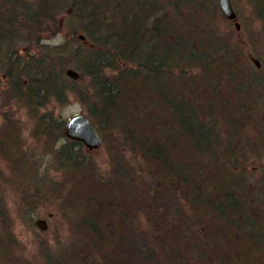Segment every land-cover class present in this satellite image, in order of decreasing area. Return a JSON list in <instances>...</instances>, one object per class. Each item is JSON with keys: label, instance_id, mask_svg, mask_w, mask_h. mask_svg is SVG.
Listing matches in <instances>:
<instances>
[{"label": "trees", "instance_id": "trees-1", "mask_svg": "<svg viewBox=\"0 0 264 264\" xmlns=\"http://www.w3.org/2000/svg\"><path fill=\"white\" fill-rule=\"evenodd\" d=\"M46 1L31 12L22 6L11 12L12 18L37 17L41 6L48 7ZM248 1L264 25V0ZM182 2L191 4L65 1L77 18L71 35H83L90 51L82 66L73 67L79 78L71 83H83L90 91L93 103L85 115L112 156L104 177H97L96 165L79 142L64 138V122L47 114L37 129L48 133L47 141L50 134L65 141L55 157L78 172L70 203L85 245L104 264H264L259 196L229 165L234 155L227 154L226 161L218 153L217 123L199 108L205 92V103L221 113L231 130H240L239 138L254 129L264 150V64L259 70L251 67L244 48L219 33L196 1L203 17H180ZM167 9L179 18L173 21ZM9 17H0V32L10 34ZM42 55L21 69L8 57L5 67L11 93L31 110L58 98L62 88L51 53ZM118 144L140 159L142 173L136 175L124 162ZM136 211L147 229L135 223ZM154 247L166 254L165 262L157 259Z\"/></svg>", "mask_w": 264, "mask_h": 264}, {"label": "rangeland", "instance_id": "rangeland-1", "mask_svg": "<svg viewBox=\"0 0 264 264\" xmlns=\"http://www.w3.org/2000/svg\"><path fill=\"white\" fill-rule=\"evenodd\" d=\"M40 1L10 0L0 3V17H6L7 20V15H11V19V12H20L22 6L31 12L33 7L40 8ZM65 1L68 2L46 1L48 7L45 9L41 6L42 9L37 12L41 15L14 17L9 25L10 34L0 32V38L1 35L3 37L0 41V133L5 132L6 137H13L14 144L18 143V146L12 147L11 137L6 141V146L0 145V264H104L90 246L85 245V236L77 225V212L70 203L69 191L73 190L74 177L78 172H75L72 164H64L60 157H55V151L65 141L52 134L47 141L48 133L41 131L40 127L37 129L38 120L44 115L48 114L54 121L65 123L76 114H85L93 103L88 87L83 83L73 86L71 81L74 80L64 73L68 68L74 69L76 64L82 66L90 53L86 49L88 44L77 39L79 33L71 35L77 27V18ZM188 1L191 3L189 6L182 2L178 13L180 17L186 18L188 14L201 19L205 14L208 22L231 44H239L244 48L251 67L255 68L252 58L259 62L260 67L264 64V25L252 12L248 0H230L239 24L237 32L232 22L222 16L215 0ZM194 1L202 5L204 14L194 7ZM159 2L167 3L168 0ZM16 5L18 11H14ZM166 14L169 18L173 17V21L179 18L168 9ZM44 53H51L50 65L54 66V73L60 79L62 88L58 98H49L43 107L31 110L18 93H11L5 67L8 57L13 56L16 62L14 67L21 69L30 64L28 60H35ZM58 57L60 63L55 65ZM203 94L205 97L199 96V108L217 123L218 153L224 154L226 161L230 158L227 154L234 155L229 165L244 179L247 189L259 196L258 209L263 215L264 150L259 145L258 134L254 129H243L245 134L239 138L240 130L236 133L231 130L221 113L205 103L207 94ZM14 130L17 133H13ZM116 147H121L124 162L134 168L136 175L142 173L140 159L129 153L123 145L118 144ZM83 151L96 165L99 173L97 177H104L112 157L107 147L101 143L97 149L87 151L83 147ZM4 155L11 156L7 160ZM135 215V223L147 229L141 213L136 211ZM188 215L193 222L192 214ZM37 219L45 220V231L34 226ZM153 249L157 259L165 262L166 254L157 247Z\"/></svg>", "mask_w": 264, "mask_h": 264}, {"label": "water", "instance_id": "water-1", "mask_svg": "<svg viewBox=\"0 0 264 264\" xmlns=\"http://www.w3.org/2000/svg\"><path fill=\"white\" fill-rule=\"evenodd\" d=\"M216 1L223 17L232 22L235 31H239V24L236 22V14L230 0ZM78 39L85 42V38L81 34L78 35ZM251 60L256 69L260 68V64L256 59L252 58ZM64 73L71 80L75 81L79 78V74L71 68L66 69ZM63 136L68 141L79 142L87 151L97 149L102 143L95 124L85 114H76L66 120L63 127ZM34 226L40 231L47 229L46 222L43 219H37Z\"/></svg>", "mask_w": 264, "mask_h": 264}, {"label": "flooded vegetation", "instance_id": "flooded-vegetation-1", "mask_svg": "<svg viewBox=\"0 0 264 264\" xmlns=\"http://www.w3.org/2000/svg\"><path fill=\"white\" fill-rule=\"evenodd\" d=\"M1 129H3V128H1ZM17 129H18V127H17ZM0 132H1V130H0ZM5 133V132H4ZM4 133H0V145H2V146H6V141L9 139V138H11V137H6V135L4 134ZM13 133H17L15 130L13 131ZM17 137H19V133L17 134ZM11 141H12V147H15L16 145L18 146V143L17 144H14L15 142H14V139H13V137L11 138ZM10 147V146H9ZM5 157H7L6 159L8 160L9 158H10V156L8 157V155L6 156V155H4ZM2 159H4L3 158V156H2ZM5 160V159H4ZM26 161V159H25V157H24V162Z\"/></svg>", "mask_w": 264, "mask_h": 264}]
</instances>
